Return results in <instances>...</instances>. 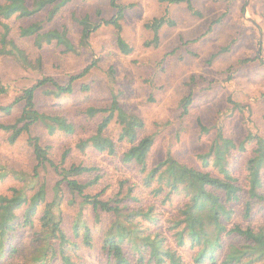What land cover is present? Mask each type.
Instances as JSON below:
<instances>
[{
	"label": "rangeland",
	"instance_id": "374dc122",
	"mask_svg": "<svg viewBox=\"0 0 264 264\" xmlns=\"http://www.w3.org/2000/svg\"><path fill=\"white\" fill-rule=\"evenodd\" d=\"M33 1L28 0L31 8ZM192 4L199 15L191 13L184 2L70 0L53 20H49L51 7L47 6L31 17L4 21L10 28L9 38L25 53L30 68L21 65L12 55H0V82L10 90L0 93V106L14 103L23 90L44 78L68 86L72 77H76L72 94L57 95L50 83L40 87L36 92L38 110L77 119L89 107L108 108L116 96L126 111L144 120L143 135L155 136L151 164L170 154L182 163L202 167L199 156L208 151L217 134L215 127L219 125L236 142L242 141L250 129L264 137V0H192ZM118 7L123 9L121 36L133 50L129 55L119 50L118 29L104 24L118 16ZM166 13L174 26H163L159 43L148 45L153 42L154 33L147 24ZM84 17H89L93 24L100 23L87 42L79 24V19ZM36 23L43 27L42 32L65 30L76 51L65 53L56 43L38 48L35 37L21 35L22 29ZM3 33L0 25V38ZM88 67L91 69L85 74ZM193 79L198 85L192 88ZM212 81L215 83L207 89L205 86ZM191 92L192 104L184 115L182 100ZM22 105V102L15 103L13 115L0 114V121L14 123ZM80 119L84 122L81 136L86 129L94 132L101 121L100 116L90 123L83 115ZM199 120L209 132L201 131ZM33 135L42 139L43 146L49 148V158L61 168L94 164L112 173L134 175L135 167L122 164L119 158L112 160L95 152L80 153L75 146L78 135L50 136L41 127L33 129ZM7 137L8 134L0 132V164L7 168L0 175V192L11 186L34 187L28 193L32 197L45 185L47 203H51L53 187L61 177L50 165L34 170V156L26 137L13 145ZM253 148L254 143H247L245 151H235L233 160L240 172L253 155ZM7 170L14 173H6ZM30 178L37 181L35 186ZM65 195L66 202L61 207L65 230L71 234V222L80 208H84V218L93 229L96 247H82L78 254L85 264H105L99 241L112 217L104 216L102 223L96 225L91 207L82 206L76 196ZM44 209L42 204L39 216ZM241 211V206H236L238 220ZM169 213V209L165 210L164 220ZM255 220L264 222V210H255ZM32 234L26 231L25 239H30ZM182 252L190 261L193 252L189 249ZM28 264L33 263L30 260Z\"/></svg>",
	"mask_w": 264,
	"mask_h": 264
},
{
	"label": "trees",
	"instance_id": "16d2710c",
	"mask_svg": "<svg viewBox=\"0 0 264 264\" xmlns=\"http://www.w3.org/2000/svg\"><path fill=\"white\" fill-rule=\"evenodd\" d=\"M69 1L34 0L31 8L28 0H0V25L4 28L0 55H12L21 65L29 67L25 53L9 38L10 28L4 21L31 17L47 6L51 7L49 20H53ZM162 1L184 2L191 13L199 15L192 0ZM112 4L115 6L114 1ZM118 10V16L104 24L118 29L119 50L129 55L133 50L121 36L123 9L118 7ZM79 24L86 42L100 27V23L93 24L89 17L79 19ZM165 25L174 26L168 13L147 24L154 33L153 42L148 45L159 43L160 30ZM42 31L43 27L36 23L22 29L21 35L35 37L38 48L56 43L65 53L76 51L65 30ZM75 79L72 77L68 86H62L54 79L44 78L23 90L14 103L0 106V114L9 117L15 112V103L22 102L14 123L0 121V132L8 134L7 141L12 145L26 137L34 156V170L50 165L61 177L53 187L51 203H47L45 185L32 197L28 193L34 187L11 186L0 192V264H28L30 260L33 264H85L78 252L82 247H96L93 229L84 218V208H80L71 222V234L65 230L61 207L66 202V193L78 197L82 206L93 209L96 225L102 223L104 216L112 217L99 241L105 264H264V222L255 220V210H264L263 136L250 129L242 141L236 142L219 125L215 127L217 134L208 151L199 156L202 167L182 163L170 154L151 164L155 136L143 135L144 120L126 111L116 96L108 108L89 107L77 119L38 110L36 92L40 87L50 83L57 95L72 94ZM214 83L209 82L205 87L210 89ZM190 85L194 87L198 83L193 79ZM9 91L0 82V93ZM191 104L192 92L182 100L184 115ZM82 115L87 123L101 117L95 131L90 133L86 129L83 136ZM199 124L203 133L209 132L201 120ZM40 127L50 136L78 135L75 146L80 153L119 158L122 164L135 167L134 175L112 173L94 164L61 168L49 158V148L43 146L42 139L33 135V129ZM247 143H254L253 155L240 172L233 155L235 151H245ZM126 145L128 148L123 150ZM67 155L68 152L62 164ZM6 169L0 164V175ZM29 180L32 186L37 184L35 179ZM42 204L45 209L39 216ZM238 205L242 208L239 220ZM167 209L171 213L164 220ZM26 231L33 233L28 242ZM184 249L193 252L190 261L184 256Z\"/></svg>",
	"mask_w": 264,
	"mask_h": 264
}]
</instances>
